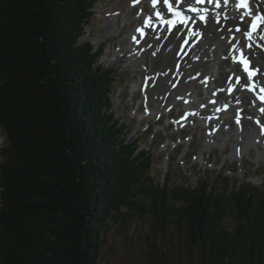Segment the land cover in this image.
<instances>
[{
	"label": "trees",
	"instance_id": "obj_1",
	"mask_svg": "<svg viewBox=\"0 0 264 264\" xmlns=\"http://www.w3.org/2000/svg\"><path fill=\"white\" fill-rule=\"evenodd\" d=\"M96 1L0 0V109L17 86L25 130L16 151L0 115V264H102L108 230L146 219L123 264H264L261 185L164 182L155 154L126 137L113 71L78 43Z\"/></svg>",
	"mask_w": 264,
	"mask_h": 264
},
{
	"label": "bare ground",
	"instance_id": "obj_2",
	"mask_svg": "<svg viewBox=\"0 0 264 264\" xmlns=\"http://www.w3.org/2000/svg\"><path fill=\"white\" fill-rule=\"evenodd\" d=\"M248 3L250 12L238 8L235 0L227 1L224 6L214 8L213 14L204 21L198 14L191 15L193 19L187 23L176 28L152 30L146 39L139 36L136 26L141 24L145 15L163 11V2L154 7L153 0H119L103 15L109 27H115L119 18L129 25L126 41L118 48L116 57L122 59L124 56L140 67L144 62L142 68L150 75V80L145 82L143 79L136 87L143 88V100L148 103L149 114L161 115L171 107L186 106L194 111L195 116H201L202 106H205L209 114H213V121L205 119L204 124L215 123L221 128L226 125V116L232 115L236 123H229L228 134L212 131L204 138V145L211 146L219 140L224 142L231 138L236 142L232 153L235 157L243 156L249 145L257 147L260 155L264 154V111H261L263 105L256 101V87L264 84V44L260 49L254 45L248 47L250 40L244 34L245 22L239 19L244 16L245 21H249L264 10V2L248 0ZM237 26L240 32L235 31ZM243 49L261 70L259 78L249 83L255 91L241 87L246 78L239 84L236 82L237 77L242 76L237 52ZM223 100L232 102L229 111H221L220 102ZM177 125L183 128L190 124L181 121ZM245 136H248L246 144Z\"/></svg>",
	"mask_w": 264,
	"mask_h": 264
},
{
	"label": "rangeland",
	"instance_id": "obj_3",
	"mask_svg": "<svg viewBox=\"0 0 264 264\" xmlns=\"http://www.w3.org/2000/svg\"><path fill=\"white\" fill-rule=\"evenodd\" d=\"M119 0H97L93 9V15L89 18V24L85 27L87 32L78 40L79 45L92 43L95 48L100 49L99 58L94 66L103 65L110 73V77L115 78L111 87V94L114 96L113 109L118 117L127 124L126 137H136L143 145L150 148L155 155L153 164V174L159 176L161 180L167 181V175L172 173V184H183L186 186H199L204 182L207 185L217 184L222 181L224 176L231 187H236L241 182L261 185L264 188V154H259V150L254 145H249L243 153V160L235 157L232 153L235 149V140L228 139L211 145H204V138L213 125L202 122L209 109L203 108V117H196L195 123L179 129L177 122L183 115L184 107L174 106L160 117L147 114L148 103L144 102L142 91L137 92L147 71L137 64L130 63L124 56L122 59L116 57L118 48L125 41L129 31V25L121 18L116 22L115 27H109L104 19V12ZM260 1V0H259ZM264 2V0H261ZM264 12V10H263ZM3 45L0 44V48ZM102 49V50H101ZM0 51V57L6 58L7 51ZM103 54H102V53ZM84 59V58H83ZM85 60V59H84ZM98 63V64H97ZM5 97H11L12 101L7 107L0 109L9 125L20 135L25 134L22 127V109L16 104L21 96L20 89L11 85ZM8 90V91H9ZM13 104V105H12ZM140 104L143 106L140 107ZM20 106V105H19ZM145 115V116H144ZM154 115V114H153ZM151 116V117H147ZM3 118V117H2ZM18 123V129L14 124ZM230 122H235L232 115L226 116V125L222 126L219 132L226 135L230 131ZM212 126V127H211ZM11 127V128H12ZM21 136V135H20ZM17 136V149L23 148L24 140ZM248 136H245V144ZM23 142V143H22ZM7 143V138L0 130V152ZM22 143V144H21ZM27 145V144H25ZM259 146H262L260 144ZM27 147V146H26ZM244 163V165H243ZM220 174V175H218ZM222 174V175H221ZM14 196V195H13ZM149 220L136 222L127 230H120L113 226L108 230L107 243L102 249V264H123V261L130 256L131 240L134 245H139L138 236L148 232Z\"/></svg>",
	"mask_w": 264,
	"mask_h": 264
},
{
	"label": "snow or ice",
	"instance_id": "obj_4",
	"mask_svg": "<svg viewBox=\"0 0 264 264\" xmlns=\"http://www.w3.org/2000/svg\"><path fill=\"white\" fill-rule=\"evenodd\" d=\"M158 2V0H153V6L155 7L156 3ZM176 2L178 3L179 0H176ZM197 3L199 4H203L204 3V0H196ZM209 3H212L213 0H208ZM163 4L164 5H167L168 8L167 10L168 11H174V8H173V4L169 2V0H163ZM216 7H220V4H219V0H216V4H215ZM238 8L242 9V10H248L250 12V8H249V3H248V0H239V3L237 5ZM192 12H196L197 9L196 8H192L191 9ZM157 16L160 15L159 12L156 13ZM178 15H180V13H177ZM193 17H185L184 20L181 21V23H187L188 20H192ZM200 20H204L205 18L203 16H200L199 17ZM239 19L243 22H245V35L251 39V36H252V33L258 28V26L260 24H264V15L262 16H258L256 17L255 20H249V21H245V18L244 16H241L239 17ZM167 23V21H166ZM251 28V31H248V28ZM235 31L236 32H240V27L237 26L235 28ZM184 43H187V41H184ZM252 45L249 44L248 47H251ZM239 64L243 66V69H244V72L247 74V77L245 79V82L243 85H241L242 88H245L247 87L250 91H255V89L251 88L250 85H249V81L252 80V78L256 75V72L258 71V69L256 70H253L251 67H250V61L245 58L244 56V53L241 52V58L239 60ZM237 84H239V77H237ZM260 92L264 93V87H261L259 89ZM260 101L261 102H264V95H261L259 97ZM261 111H264V108L261 109ZM239 122V121H237Z\"/></svg>",
	"mask_w": 264,
	"mask_h": 264
}]
</instances>
